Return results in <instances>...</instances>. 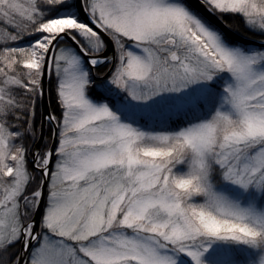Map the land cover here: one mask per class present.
Wrapping results in <instances>:
<instances>
[{"label":"snow or ice","instance_id":"6c2138e0","mask_svg":"<svg viewBox=\"0 0 264 264\" xmlns=\"http://www.w3.org/2000/svg\"><path fill=\"white\" fill-rule=\"evenodd\" d=\"M0 264H264V0H0Z\"/></svg>","mask_w":264,"mask_h":264}]
</instances>
